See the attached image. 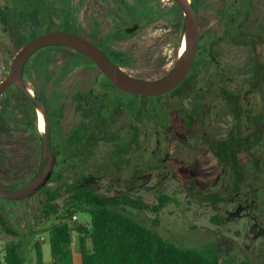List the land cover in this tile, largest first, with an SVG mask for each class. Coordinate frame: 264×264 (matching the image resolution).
<instances>
[{
	"label": "rangeland",
	"instance_id": "374dc122",
	"mask_svg": "<svg viewBox=\"0 0 264 264\" xmlns=\"http://www.w3.org/2000/svg\"><path fill=\"white\" fill-rule=\"evenodd\" d=\"M137 1L139 7L147 6L154 14L144 16L143 30L124 37L112 56L126 73L154 80L163 77L178 60L184 13L179 9L180 26L173 15L178 8L174 0ZM191 1L197 6L201 35H220L226 27L225 11L232 6L239 9L237 15L241 14V34L264 25V0ZM107 5L114 9L113 0H0V10L6 11L8 19L5 23L0 14V83L8 76L18 51L39 34L71 31L97 40L126 24L125 17L118 20ZM218 54L226 71L225 80L210 86L200 82L198 88H204L199 95L200 108H193L187 96L189 83L159 103L155 99L145 101L146 106H167L169 117L161 121L164 124L151 122L141 113L133 118L124 109L117 127L123 128L127 146L110 141L101 144L98 149L105 150L108 158H95L84 169L85 174L92 172V177L75 180L77 176L72 174L74 179L54 180L26 200L0 197V215L11 229L8 232L0 227L2 258L5 248L12 244H20L26 264H38L36 244L42 247L45 258H50L48 230L59 223V215L45 218L44 206L54 201L60 206L59 214L65 216L66 200L77 186L86 185L104 196L130 195L149 205L166 194L173 202L158 215L129 207L127 210L137 221L184 250L209 259L216 255L230 257L235 264H264V67L257 74V64L263 62L264 66V37L248 45H221ZM76 57L70 49L46 48L27 65L26 86L49 98L50 83L56 76L46 80L49 76L40 62H48V70L59 68V124L67 133L82 119L72 94L95 88L101 80L99 70L82 65L62 75L68 63L77 62ZM224 90L230 93L223 95ZM12 93L21 103L22 96ZM111 98L133 107L142 103L136 96L118 91ZM3 102L0 99V158L5 166L0 169V183L20 188L38 172L40 150L37 143L25 147L7 140ZM133 122L134 134L128 130ZM132 144L135 149L127 154ZM66 220L76 229L89 225L91 218L76 213ZM41 237L45 242L40 241ZM78 241L79 235L74 233L71 256L75 255L81 264Z\"/></svg>",
	"mask_w": 264,
	"mask_h": 264
},
{
	"label": "trees",
	"instance_id": "16d2710c",
	"mask_svg": "<svg viewBox=\"0 0 264 264\" xmlns=\"http://www.w3.org/2000/svg\"><path fill=\"white\" fill-rule=\"evenodd\" d=\"M193 5L197 10L195 1ZM238 11L239 9L234 6L230 9L227 8L225 11L227 32L222 39L227 43L235 39L237 44L246 45L247 43L249 44V40L253 44L257 37H264L263 24H259L254 31H244L241 34L238 25L241 14L237 15ZM0 14L3 21L6 23L8 20L6 11L0 10ZM233 25L236 26L234 27ZM233 31L235 35L231 34ZM205 42L213 45L214 39L211 36H207ZM72 52L77 55L75 58L77 61L76 63L84 65L85 61H89L75 51ZM207 58V62H205L204 59H196L194 70L186 81V85L190 83L191 86L187 96L191 97L193 108L195 109L201 107V98L199 95L203 92L204 88H198L200 82L203 81L206 84L205 86H207V84L210 86L214 85L216 82L218 83V81L219 83H223L226 76V71L224 72V69L219 73L210 70L213 60L210 56ZM262 64L263 62L257 64V74L263 70L264 66ZM201 65L206 66L204 69L205 72L203 73L200 71L202 68ZM106 82L109 89L114 88L107 78ZM222 93L223 95H228L230 92L224 90ZM173 94H166L154 98L136 96L142 103L136 108L129 105L126 106L125 109L131 116L136 113L137 117L140 116L141 113L145 118L151 120V122L158 123L169 117L167 106H160L157 104L151 105V103L146 106L145 101L155 99L159 103ZM133 124L134 122L130 124L128 130L134 134L136 129ZM161 124L164 123L161 122ZM96 128H98V123L96 121L90 124L87 122L79 126L76 130L75 137L72 139V143L78 145L87 142L86 147L71 146L61 148L60 151L64 152V156L60 160L58 173L47 185L54 180L64 181L66 178L74 179L73 177L75 174L77 176L75 180H84L88 177H92V172L85 174L84 169L90 165L95 158H108V153L106 154L105 150L101 152L100 149H98L100 145H105L109 141L112 142V144H125L123 128L120 130L118 129L119 133L116 134L115 141L111 140L112 135L110 128L108 129L109 139H91L90 135ZM133 144L129 147V150L126 152L127 154L130 150L132 151L135 149ZM125 145L127 146V144ZM72 174H74V176H72ZM97 174L99 173L97 172ZM171 202H173V199L166 194L160 195L157 203L154 205L146 204L141 199L134 198L130 195L108 197L95 192L86 185L77 186L66 200L67 212H65V216L61 213L59 214L60 206L56 202L48 201L44 206L43 216L49 218L54 215H59V223L48 230L54 263L66 262L69 264L72 255L71 245L73 243V234L77 233L79 235L78 243L82 264H235L234 259L230 257L216 255L212 259H209L199 252L184 250L176 246L137 221L127 210L129 207L138 211H150L158 215L161 210ZM76 213L88 214L91 218L89 225H81L76 229L72 227L70 222L66 219L68 216ZM154 223L157 224V221ZM0 227L11 232L8 220L1 215ZM20 249V244L7 246L4 250V259L2 258L3 253L0 251V264H26ZM35 249L38 264H42L43 254L41 246L36 244ZM240 264L251 263L243 261Z\"/></svg>",
	"mask_w": 264,
	"mask_h": 264
},
{
	"label": "flooded vegetation",
	"instance_id": "af4514ba",
	"mask_svg": "<svg viewBox=\"0 0 264 264\" xmlns=\"http://www.w3.org/2000/svg\"><path fill=\"white\" fill-rule=\"evenodd\" d=\"M176 6L178 7L177 12L176 14H173V15L176 16L177 20L179 19L178 25L181 26L182 16L179 11L180 9L179 6L177 4ZM109 7L110 6L107 5L108 11L110 10ZM113 7L114 9H111L110 11L112 13H115V16L119 17V19L117 18L118 20H120V18L124 16L126 19L125 20L126 24L120 27H115L109 33L105 34L103 38H99L97 40H94L93 38H90V37L89 38L85 37V38L88 39L90 42L94 43L100 49H102L113 63L121 67L118 64V62L115 60V58L112 56V52H114V48L116 44L121 42L124 37H130L142 31L143 30L142 23L146 19L144 18V16H146L147 14L153 13V12H150V8L147 6L145 7L142 5V7H139V3L137 0L135 3L129 0H113ZM197 17H198V12H197ZM198 24H199V21H198ZM136 26H137V29L134 31H131ZM226 32L227 31L225 27L224 31L218 36L209 35V34L201 35L200 33L199 46H198V51H197L195 61L197 58H200L201 60L204 59V61L207 62L208 61L207 57L210 56L213 60V64L211 68L209 67L210 70H212L215 73H219L222 69H224L219 60L220 56L218 54V48L221 45H225V44H237L235 39L231 41L230 43H227L222 39V37L225 35ZM231 34L235 35L234 31ZM96 36L97 35L93 34L92 37H96ZM207 36H211L214 39L213 45L212 44L210 45L207 42H205V39ZM248 42L249 44H252L250 40ZM238 45H241V44H238ZM246 45H248V43ZM48 48L57 49L61 47H48ZM70 51H73V50L70 49ZM39 52H37L35 55L31 57L27 65L32 60V58H34L36 55L39 54ZM40 64L43 65V69H45V71L48 73L49 77L46 80H50V78L52 79L53 77L56 76V78H53L54 79L53 82L50 83L51 84L50 86L51 94L49 95L50 98L43 97L42 95L39 94L37 90L29 89L33 92L34 96L39 101L42 102L46 110L47 116H48V126H49V132L51 136V150L55 156V167H54V170L50 178V180H52L55 178L56 174L58 173L60 160L64 156V152L60 151L61 148H66V147H71V146L72 147L73 146L86 147L87 142L80 143L78 145H75L72 143V139L76 135V130L79 128L81 124H84L87 122L88 124H90L91 122L96 121L98 123V128H96V130L93 131V133L90 135L91 139L92 138H96L98 140L99 139H109L108 129L110 128L111 129L110 132L112 135L111 140L115 141L116 134H118L119 133L118 131L122 129V128L117 127L118 126V116L119 114L121 115V113H123L122 111L126 108L127 105L123 104V102H117L115 100L113 101L111 97H112L113 92H116V91L122 94H126V93L118 90L116 87L109 89L107 86V82H106L107 77L98 69V67L91 60L85 61L84 65L78 64V63H68L67 66L64 68L65 71H62V75L67 76L76 67L82 65L87 68H94L96 70H99L101 73V80L97 82V86H94L95 88L89 89L86 92H83L81 90H76L72 94L71 97L75 101L77 108H78V112L81 114L82 119L79 122V124L74 128V130H71L70 132L67 133L65 132V130H63L60 127V124H59V108H60V104H59L60 102L59 90L60 89H59V76H58L59 68H56V70H54V68H52L51 70H48L50 69V64L48 62H40ZM27 65L24 70L25 84L27 83L26 80L28 77L27 76ZM201 67L202 68L200 69V71L202 73L205 72L204 69L206 66L201 65ZM193 70H194V65L188 77L185 79V81L177 89H175L169 94H173L176 91H178L180 88L184 87L186 85V81L192 74ZM41 73L44 74V71H41ZM46 82L48 83L49 81H46ZM42 87L43 89L46 88L44 81H43ZM190 89L191 88H189V90ZM12 92H16L22 96L23 99L21 103L15 100ZM0 99H4V102L2 104L3 105L2 108L3 110H5V114H4L5 118L3 119V124H4L3 127L6 133L7 140L13 143L15 146L24 145L25 147H29L33 145V143H37L39 145L40 161H41L45 130L44 131L40 130L38 111H37L35 104L25 94L19 91L15 85H12L2 96H0ZM135 116H136V113L132 114L133 118ZM3 158H5V155ZM4 163L5 162H3L0 158V169L1 167L5 166Z\"/></svg>",
	"mask_w": 264,
	"mask_h": 264
},
{
	"label": "water",
	"instance_id": "95a60500",
	"mask_svg": "<svg viewBox=\"0 0 264 264\" xmlns=\"http://www.w3.org/2000/svg\"><path fill=\"white\" fill-rule=\"evenodd\" d=\"M184 13V36L187 48L180 54L173 68L158 79H144L126 73L113 63L107 54L85 37L71 31H50L34 37L16 54L6 79L0 84V96L12 85L25 94L43 113L45 119V134L42 147V160L36 175L26 185L20 188H8L0 183V197L9 200H26L34 197L50 181L55 167V156L51 150V136L48 126V116L41 101L30 93L25 84L24 70L33 55L48 47H61L75 51L91 60L98 69L118 90L132 95L154 98L171 93L188 77L194 65L199 46L200 29L195 7L191 0H174ZM137 26L131 30L134 31Z\"/></svg>",
	"mask_w": 264,
	"mask_h": 264
},
{
	"label": "bare ground",
	"instance_id": "6f19581e",
	"mask_svg": "<svg viewBox=\"0 0 264 264\" xmlns=\"http://www.w3.org/2000/svg\"><path fill=\"white\" fill-rule=\"evenodd\" d=\"M186 48H187V43H186V40L183 39L179 55L183 54L185 52ZM30 93L33 94V92L31 90H30ZM38 117H39L40 130L44 131L46 123H45V119H44L43 113L41 111H38Z\"/></svg>",
	"mask_w": 264,
	"mask_h": 264
},
{
	"label": "crops",
	"instance_id": "0c3cea01",
	"mask_svg": "<svg viewBox=\"0 0 264 264\" xmlns=\"http://www.w3.org/2000/svg\"><path fill=\"white\" fill-rule=\"evenodd\" d=\"M50 248H51V246H50ZM41 249H42V247H41ZM42 254H43L42 264H55L53 256H52V252H51V257L48 259L45 258L43 251H42ZM75 259H76L75 255L71 256L69 264H79L78 261ZM56 264H67V263L65 262V263H56ZM81 264H82V261H81Z\"/></svg>",
	"mask_w": 264,
	"mask_h": 264
},
{
	"label": "built area",
	"instance_id": "2783aa9c",
	"mask_svg": "<svg viewBox=\"0 0 264 264\" xmlns=\"http://www.w3.org/2000/svg\"><path fill=\"white\" fill-rule=\"evenodd\" d=\"M78 218H77V215H74L73 216V220L76 221ZM40 241L43 243L45 242V238L44 237H41Z\"/></svg>",
	"mask_w": 264,
	"mask_h": 264
}]
</instances>
